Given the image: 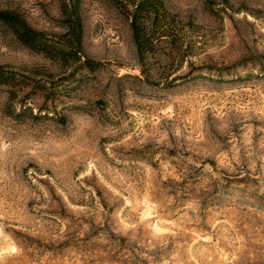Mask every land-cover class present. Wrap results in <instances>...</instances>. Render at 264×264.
<instances>
[{
    "label": "rangeland",
    "instance_id": "1",
    "mask_svg": "<svg viewBox=\"0 0 264 264\" xmlns=\"http://www.w3.org/2000/svg\"><path fill=\"white\" fill-rule=\"evenodd\" d=\"M73 1L0 0V264H264V0Z\"/></svg>",
    "mask_w": 264,
    "mask_h": 264
},
{
    "label": "trees",
    "instance_id": "2",
    "mask_svg": "<svg viewBox=\"0 0 264 264\" xmlns=\"http://www.w3.org/2000/svg\"><path fill=\"white\" fill-rule=\"evenodd\" d=\"M142 7L143 4L140 3L130 18L133 37L138 43L142 37V29L137 24V20L138 13L141 11ZM78 10V0H74L70 18L68 19L69 26L64 36L65 48L59 49L57 52L63 62H68L71 57L74 62L79 63L82 68L95 71L100 68L101 63L83 55V32ZM0 33L3 37L9 36L13 41L32 51L49 54V51H46L45 45L41 41L42 34L32 29L24 17L16 10L11 8L0 9ZM0 83L7 84L6 81H4V75L1 69Z\"/></svg>",
    "mask_w": 264,
    "mask_h": 264
}]
</instances>
